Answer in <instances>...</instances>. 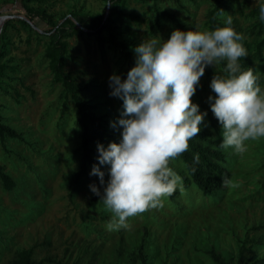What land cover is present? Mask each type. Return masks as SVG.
I'll return each instance as SVG.
<instances>
[{"label":"rangeland","instance_id":"rangeland-1","mask_svg":"<svg viewBox=\"0 0 264 264\" xmlns=\"http://www.w3.org/2000/svg\"><path fill=\"white\" fill-rule=\"evenodd\" d=\"M214 0H0V116L21 140H0V174L14 183L6 189L0 178V264H12L31 251L40 264H264V137L245 141L246 150L219 146L223 137L209 107L210 80L224 73L226 61L206 66L193 102L207 110L201 133L224 156L229 181L205 194L197 189L179 158L170 161L183 177L163 206L128 217V228L108 230L113 213L103 201L92 205L93 180L80 174L82 142L76 110L57 65L80 89L88 112L99 120L97 143L119 142L121 127L113 128L123 101L109 95V76L126 78L134 66V47L152 36L167 39L175 28L212 30L209 15ZM157 9L172 15L156 26ZM225 12L244 35L248 55L243 68L253 67L264 88V22L258 0H229ZM59 24L72 19L91 33L66 25L60 35L37 14ZM106 16L115 33L96 34L97 18ZM132 16L133 18H129ZM20 20H27L25 25ZM218 22L224 19L218 14ZM60 44H65L62 55ZM94 135H96L94 133ZM184 179L189 183L185 186Z\"/></svg>","mask_w":264,"mask_h":264},{"label":"clouds","instance_id":"clouds-1","mask_svg":"<svg viewBox=\"0 0 264 264\" xmlns=\"http://www.w3.org/2000/svg\"><path fill=\"white\" fill-rule=\"evenodd\" d=\"M258 2L264 22V0ZM219 14L223 26L212 30L175 28L167 39H143L134 47L135 63L126 78L109 76V95L123 101L118 120L110 122L113 128L122 126L121 138L106 147L97 143V160L108 165L109 178L105 185V171L93 164L90 175L105 185L103 193L95 183L89 185L113 213L108 230L130 227L128 217L162 207V198L182 186L183 177L170 161L188 150L207 116L191 99L206 66L226 61L224 73L214 72L210 80L216 95L208 97L222 129L219 146L242 153L245 141L264 137V88L256 69L240 63L248 51L233 16L222 9ZM193 159L198 162L199 154Z\"/></svg>","mask_w":264,"mask_h":264},{"label":"trees","instance_id":"trees-1","mask_svg":"<svg viewBox=\"0 0 264 264\" xmlns=\"http://www.w3.org/2000/svg\"><path fill=\"white\" fill-rule=\"evenodd\" d=\"M41 1V0H39ZM122 0H108L110 3L118 4ZM215 7L211 11L209 15L210 26L212 29H215L217 26H222L218 20L217 15L220 13V10L226 9V4L229 0H214ZM157 18H156V26L159 25V22L162 18L172 19V15L159 11L157 9ZM42 20L46 21L48 25L51 26L49 33H55L60 35L62 29L65 28L66 25H72L75 30L80 31L81 33H91L89 31L84 30L80 26L78 27L72 19H64L61 23L56 24L52 19L44 16L43 14H37ZM129 18H133L129 16ZM98 24L95 28V32L92 34H96L98 32L105 31L108 33L110 40L115 42V33L114 30L109 24V21L106 19V16H101L97 18ZM21 23L25 25H30L27 20H20ZM7 22H3L0 24L1 27L5 28ZM60 51L63 55L66 51L65 44H60ZM63 63L62 60L57 65L58 74L60 75L61 81L65 90L70 94L76 110V124L80 129V137L82 142V154H81V166H80V174H86L88 164H97L99 165V161L97 160V156L99 155L97 150L92 148L93 142L97 140V134H101L102 130L99 125V120L95 119L88 112V105L84 101V99L79 95L80 89L73 83L72 79L69 75L65 74L62 70ZM94 133L96 135H94ZM12 138L21 140L20 135L11 127L4 124L2 122L0 116V140L3 142L5 138ZM199 154V161L196 162L193 159V154ZM176 158L182 160L187 168L188 175L192 181V184L199 190H201L205 194H212L215 191L222 189V187L229 181V173L226 168L223 167L224 156L221 154L219 148L215 142L210 140L205 134L199 132L196 137H193L189 141V148L187 151L181 153ZM0 178L4 184L6 189H12L14 187L13 181L6 174L1 173ZM95 183L93 180H90V184ZM189 180L184 179L185 186L188 185ZM96 184V183H95ZM97 185V184H96ZM98 187V186H97ZM101 193L103 190L101 189ZM93 199L91 204L96 205L100 200V197L93 193ZM173 193L170 195L172 197ZM216 262L222 264L217 256L213 255ZM12 264H40L36 263L32 260V252L31 251H22L18 255L17 259Z\"/></svg>","mask_w":264,"mask_h":264}]
</instances>
